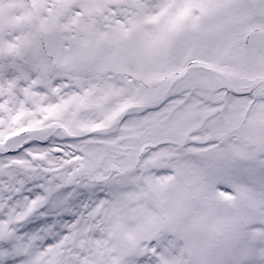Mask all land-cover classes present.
<instances>
[{
    "label": "snow or ice",
    "instance_id": "6c2138e0",
    "mask_svg": "<svg viewBox=\"0 0 264 264\" xmlns=\"http://www.w3.org/2000/svg\"><path fill=\"white\" fill-rule=\"evenodd\" d=\"M0 264H264V0H0Z\"/></svg>",
    "mask_w": 264,
    "mask_h": 264
}]
</instances>
